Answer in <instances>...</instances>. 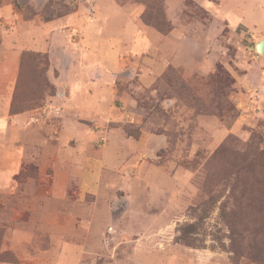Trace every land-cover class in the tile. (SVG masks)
Returning <instances> with one entry per match:
<instances>
[{"label": "rangeland", "instance_id": "374dc122", "mask_svg": "<svg viewBox=\"0 0 264 264\" xmlns=\"http://www.w3.org/2000/svg\"><path fill=\"white\" fill-rule=\"evenodd\" d=\"M81 1L0 0V8L11 3L19 19L49 22L72 13ZM119 2L145 5L140 18L144 28L162 34L159 27L165 31L174 27L165 0ZM262 2H228L229 10L225 7L223 13H212L189 1L179 18L199 29L200 42L185 47L187 52L204 54L196 61L195 71L170 66L150 88H140L138 74L127 71L107 77L120 95L137 97L138 105L131 106L130 98L116 101L117 110L130 115L125 124L116 125L104 114L88 123L89 132L97 135L96 140L92 138L95 150L103 151L109 144V133L120 127L137 138L141 128L167 137L155 155L143 151L137 155L135 163L139 166H133L129 176L124 167L119 172L135 181L131 185L118 182L121 189L131 190L134 198L129 206L119 188L112 190L115 198L88 193L80 203L79 187L68 178L73 156L70 159L58 144L61 121L70 108L55 103L56 96L65 98L63 92L58 93L62 86L56 83L63 78V59L58 55L53 62L48 53L24 44V37L17 33L31 29L16 24L17 17L12 22L0 18V61L10 58L8 83L12 82L4 116L29 115L26 149L34 142L40 144L35 132L40 123H58V130L53 132L56 139L47 136L48 142L42 141L40 151L26 155L24 169L13 176L1 171L7 162L17 163L18 157L11 155V150L8 153L12 132L0 126V264H152L162 257L166 264H260L234 252L252 238L246 232L244 241L238 236L242 227L236 220V199L240 198L241 183H237L231 165L237 164L239 156L249 158L255 149L264 150V54L256 51V44L264 40V10H257ZM82 5L87 17L95 19L92 2ZM117 15L114 24L118 23ZM108 26L106 31L111 33L121 29ZM20 49L23 51L14 74L12 50ZM99 110L105 113L109 109ZM227 140L225 162H216L215 153ZM89 156L91 162L93 155ZM148 161L149 166L157 164L166 169L168 176L146 166L142 170L144 182L136 181ZM255 171L264 180V165ZM56 186L60 187L58 194L54 193ZM161 187L167 188L162 191ZM145 201L153 202L148 205ZM167 208L175 217L156 219ZM234 223L238 227L235 234ZM188 226L195 228L188 240L191 246L178 241ZM140 240L151 249L136 251ZM256 241L263 245L261 237Z\"/></svg>", "mask_w": 264, "mask_h": 264}, {"label": "crops", "instance_id": "0c3cea01", "mask_svg": "<svg viewBox=\"0 0 264 264\" xmlns=\"http://www.w3.org/2000/svg\"><path fill=\"white\" fill-rule=\"evenodd\" d=\"M90 1L93 5L90 8H93L96 15L93 20L87 17L86 10L82 5L84 2ZM119 1L82 0L80 7L75 11L49 22H42L39 19L30 21L19 19L14 5L11 3H6L0 8V18H4L5 22L9 20L12 22L17 17L19 20L17 19L16 24L18 23L19 26L22 24L31 29L30 32L23 30V33H17L18 36L24 37V44L28 43L34 49L48 53L53 62L58 55L63 59V67L61 68L63 78L56 83L62 86L63 90L58 93L63 92L65 98L61 100L56 96L55 103H62L70 108L69 113L61 121L62 128L58 132L60 134L58 144L59 148L70 155V159L73 156L74 163L69 167L71 169L68 178L79 187L80 203H83L82 200L85 201L88 193L94 194L97 198H115L112 190L115 192L117 188L121 189L118 182H124V185H131L135 182L130 180L128 172L132 170L133 166H139V163L136 164L135 162L141 152L143 151L150 156L155 155L154 153L167 143L166 135L148 133L147 130L141 128L137 138L129 135L120 127L109 133V144L103 151L95 150L96 147L92 138L96 140L97 135L89 132L88 123L100 117L101 114L110 116L117 122L116 125L125 124L128 122L126 118H130L126 111H118L116 106L117 100L127 102L130 96L120 95L118 89L107 82V77L116 73L123 74L127 71L130 75L138 74L140 88H150L170 66L183 68L186 71H195L198 65L196 61L204 57V54L187 52L185 47L188 43L200 42L199 29L181 22L180 13L184 12L189 1L207 12L217 13L218 11L223 13L222 9L224 11L227 8L228 2L232 4L238 3L240 0H231L232 2L228 0H165L167 15L171 23L174 24L173 29L167 35L160 34L151 28H144L140 24L141 15L146 8L145 5L140 3L120 4ZM242 10L243 5L240 7V11ZM257 10H264V2ZM115 15L118 16L117 24L112 22ZM219 17L227 20L224 16ZM121 19L125 20L122 24ZM108 24L112 27H121V29L117 33H111L106 31L109 27ZM12 51L14 57L13 73L16 74V61L23 50ZM122 53H125V56ZM124 57L126 61L123 60ZM9 59L5 60L3 57V60L0 61V75L2 76L0 78V126L1 129L12 132L8 153L11 150V155H16L18 162L9 164L7 162L1 171L13 176L24 169L23 158L26 155L36 150L40 151L42 141L48 142L47 136L56 139L53 132L58 130V123L54 124L57 121L55 120L54 122L51 121L50 124L40 123L38 127L36 126L35 132H38L40 144L34 142L29 145L30 148L27 147L26 149V143L30 139L28 133L31 130L28 128L29 115L18 113L4 116L10 98L8 90L11 92L12 87V82L8 83L11 64ZM137 99V97L135 99L130 98V105L136 107L138 105ZM99 109L109 110L101 113ZM74 113L77 114V117H74ZM131 113L134 114V111ZM51 116L56 119L55 115L52 114ZM133 120L129 122L136 123ZM41 128L47 135L41 132ZM35 140L37 141V139ZM14 144L20 146L14 149L12 148ZM22 146L24 147L22 148ZM90 153L93 155L91 162L89 161ZM149 163L148 161L146 165H142L140 173L136 176V181L144 182L142 170L146 166L148 170L156 171L162 176H168L166 169L157 164L149 166ZM122 167L125 168L128 176L119 174ZM126 188L122 187L121 189L124 193L122 200L126 206H129L134 197L131 195V190L128 191ZM161 188L164 191L167 187ZM58 192H60V187L56 186L54 193L58 194ZM151 202L145 201L144 203L149 205L152 204ZM171 214L167 208L160 212L156 219L168 220L175 217ZM80 219L83 220L82 215ZM148 246L147 244L141 245L140 240L137 242L136 251L150 250L151 246L150 248ZM166 256L168 255L166 254ZM152 264L166 263L162 257L159 261L153 260Z\"/></svg>", "mask_w": 264, "mask_h": 264}, {"label": "trees", "instance_id": "16d2710c", "mask_svg": "<svg viewBox=\"0 0 264 264\" xmlns=\"http://www.w3.org/2000/svg\"><path fill=\"white\" fill-rule=\"evenodd\" d=\"M160 28V29H159ZM158 30L166 35L171 30L165 31L164 27H159ZM230 142L227 140L223 146L216 151L214 160L216 162H225V157L228 152ZM237 164L231 165L232 174L237 176V183H241L240 198L236 199L237 204V223L242 227V230L238 232V236L241 237L242 241L247 238L244 236V232L248 233L251 241L243 244V247L239 250L234 251L238 255L246 256L249 260L256 261V263L264 264V241L263 245H260L256 240L261 237L264 240V180L255 173L256 168L264 165V150L260 151L259 148L255 149L252 156L246 158L245 156H239ZM228 162V161H227ZM245 174H248V178L242 179ZM236 183V184H237ZM234 223L233 233L237 232ZM247 223V226H245ZM243 225V226H242ZM181 237L178 238L179 242L191 246L188 243L190 236L195 232L194 226H188ZM262 246V247H261ZM235 250V249H234Z\"/></svg>", "mask_w": 264, "mask_h": 264}, {"label": "water", "instance_id": "95a60500", "mask_svg": "<svg viewBox=\"0 0 264 264\" xmlns=\"http://www.w3.org/2000/svg\"><path fill=\"white\" fill-rule=\"evenodd\" d=\"M256 51L259 54H264V40H261L256 44Z\"/></svg>", "mask_w": 264, "mask_h": 264}]
</instances>
